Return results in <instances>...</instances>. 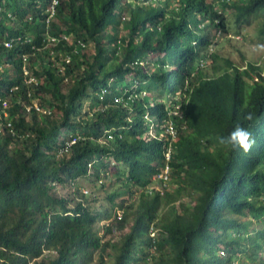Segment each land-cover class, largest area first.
<instances>
[{
  "label": "trees",
  "instance_id": "trees-1",
  "mask_svg": "<svg viewBox=\"0 0 264 264\" xmlns=\"http://www.w3.org/2000/svg\"><path fill=\"white\" fill-rule=\"evenodd\" d=\"M49 3L0 0V264H264V74L210 51L264 0ZM237 124L249 153L216 141ZM86 177L121 209L103 234Z\"/></svg>",
  "mask_w": 264,
  "mask_h": 264
},
{
  "label": "rangeland",
  "instance_id": "rangeland-1",
  "mask_svg": "<svg viewBox=\"0 0 264 264\" xmlns=\"http://www.w3.org/2000/svg\"><path fill=\"white\" fill-rule=\"evenodd\" d=\"M263 20L264 14L260 12L255 15L249 16L245 20L236 22L235 12H233V10L231 9L226 10V23L228 29L227 34L222 36L215 33L213 35V40L214 42H216V44L210 47V51L216 54L214 62L216 64L224 65L225 63L223 62V60L225 58H230L232 61L243 65L241 68L246 69L245 72L248 73L249 76H252V73L246 68V63H252V66L256 70H258V68H261L262 74H264V52L255 51L258 45H264V38L258 32V28L260 27V24ZM119 33L121 35H124L126 33L123 25L119 26ZM91 51L92 50H89L88 53H91ZM202 70L205 75H216L220 73H214L212 71L211 63H206L203 66ZM113 91L114 86L109 88L107 96L109 97ZM151 91L152 90H150L149 93H152ZM87 103L88 101L84 102V110L87 108ZM110 169H112V167ZM109 185L110 183L108 182L102 188L99 183L91 177L80 178L74 184V187L81 192H86L87 194L95 196V199H92L90 201L91 205L94 208H101V214L94 225V228L99 234H103L104 226L108 224L111 227L114 226L116 212H120L121 210L118 207H112L109 201L106 199V190H104V188H108ZM60 192L63 193V191ZM189 202L191 201L189 200ZM117 236L118 234L116 233V231H112L110 237L113 239ZM97 259L98 254L96 253L94 260L90 264H95ZM104 262L105 264H108L109 262V258L107 257V255H104ZM139 264H142V262H140ZM233 264L240 263L239 261H234ZM246 264L249 263L246 262Z\"/></svg>",
  "mask_w": 264,
  "mask_h": 264
},
{
  "label": "clouds",
  "instance_id": "clouds-1",
  "mask_svg": "<svg viewBox=\"0 0 264 264\" xmlns=\"http://www.w3.org/2000/svg\"><path fill=\"white\" fill-rule=\"evenodd\" d=\"M255 51L264 52V45H258ZM254 118V113L251 111L247 112L244 116V119L248 121H253ZM216 141L221 146L232 149L238 148L244 153H249L256 143L252 131L240 124H237L226 136L216 137Z\"/></svg>",
  "mask_w": 264,
  "mask_h": 264
},
{
  "label": "built area",
  "instance_id": "built-area-1",
  "mask_svg": "<svg viewBox=\"0 0 264 264\" xmlns=\"http://www.w3.org/2000/svg\"><path fill=\"white\" fill-rule=\"evenodd\" d=\"M58 3V0H50V3L48 5V7L46 8V11H47V17L45 19V24H48L49 23V20L50 18L53 16V13H54V6ZM61 39L63 40H66V41H70V39L68 38V36L66 35H61ZM13 40L14 39H9V40H0V43L5 47V48H10L12 47V44H13ZM59 40V39H58ZM57 39L54 37V36H51L50 37V42H56ZM84 45V44H83ZM81 45V46H83ZM26 59V56H23V60ZM68 60V57L66 58ZM23 74L24 76H27L25 77V82L26 83H31V82H34L35 83V79L32 77V76H28V68L24 65L23 67ZM106 89H102L101 93H100V96L103 95V93H105ZM125 91H129V89H125ZM123 92V93H124ZM120 99H122L121 97L119 96H116L114 97V101H119ZM7 108H8V102L6 101V99H1L0 98V116L3 115L4 117H7ZM31 108H33L35 111L37 112H40L41 111V107L34 101L31 102V104H26L25 105V110L26 111H29ZM48 112V110H46ZM45 111V112H46ZM43 112V111H42ZM7 125H9V122H7ZM75 138H72L70 140L69 143H72L74 142ZM166 157H168V154L166 153ZM167 172V168L164 169V173L159 175V177H163V178H166L165 176V173Z\"/></svg>",
  "mask_w": 264,
  "mask_h": 264
}]
</instances>
